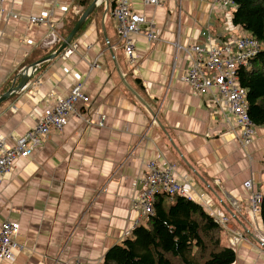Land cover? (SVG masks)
<instances>
[{"label":"crops","instance_id":"obj_1","mask_svg":"<svg viewBox=\"0 0 264 264\" xmlns=\"http://www.w3.org/2000/svg\"><path fill=\"white\" fill-rule=\"evenodd\" d=\"M74 1L0 4V136L13 146L78 80L90 98L77 105L81 119L70 116L62 131H52L31 158L19 159L2 176L0 226L20 224L23 250L0 264H103L110 248L147 225L132 206L146 161L172 164L187 197L215 219H228L232 231L224 230L223 243L234 247L236 264H264L262 220L251 218L243 186L252 181L264 196V127H256L243 149L238 132L210 103L212 95L195 94L184 81L189 63L183 54L176 59L173 46L201 44L206 28L218 38L242 35L232 24L233 9L221 14L212 9L215 0H164L159 6L129 0L133 11L154 21L158 38L151 43L132 36L134 72L107 0H96L94 7L103 5L105 12L83 27L86 16L71 41L78 52L69 58L56 55L68 39L46 25H30V17L51 8L57 29L69 12L82 13ZM39 62L26 88L11 95L21 72ZM94 62L98 67L91 70Z\"/></svg>","mask_w":264,"mask_h":264},{"label":"built area","instance_id":"obj_2","mask_svg":"<svg viewBox=\"0 0 264 264\" xmlns=\"http://www.w3.org/2000/svg\"><path fill=\"white\" fill-rule=\"evenodd\" d=\"M5 1L0 0V4ZM107 1L106 6L110 4L113 9L116 28L128 66L135 72L138 68V57L133 38L143 35L148 42L158 41L155 32L156 24L144 15L133 11L129 0H111V3ZM163 1L144 0L145 4L149 6H159ZM233 8V0H215L212 6L213 10L217 9L221 14H229ZM45 12L46 15L44 16L30 17V25H46L55 32L57 25L51 18L53 10L48 8ZM200 39L201 44L191 46H183L180 42L173 44L176 59L179 58L180 54H183L184 59L189 63L184 81L195 94L207 93L212 95L210 103L216 104L220 108L223 122L232 132H238L239 143L243 149H246L253 141L256 126L249 117L247 91L240 86L238 73L239 70L247 68L251 60L259 54L262 48L261 44L243 32L240 36L218 38L215 37L210 28H206L200 33ZM77 52V45L70 43L63 51L62 57L69 58ZM89 67L94 70L98 66L94 62L89 63ZM36 68V65L30 66L23 70L20 76L29 80ZM25 88L13 90L12 94H16ZM84 88L85 82L78 80L70 94L40 118L35 128L18 137L13 146H10L5 138L0 136V181L2 176L12 172L14 164L19 159H29L38 148L43 147L52 131H62L70 116L82 118L77 105L81 102L84 105L90 103V98L84 93ZM214 93L219 95L221 99H218ZM249 159L251 160L250 156ZM144 166L146 171L144 176L140 178L142 191L132 202V206L145 219H148L153 214V204L158 195L187 197V191L180 185L172 164L162 165L154 161H146ZM243 186L248 191L251 218L253 220L258 219L263 196L254 190L252 181H246ZM187 198L192 199V197ZM216 221L224 230L232 231L229 228L227 218L217 217ZM20 229L19 223L9 220L1 224L0 262L13 261L16 254L23 250V246L19 242ZM132 230H128L126 234L129 235ZM236 241L238 240H233V245Z\"/></svg>","mask_w":264,"mask_h":264},{"label":"trees","instance_id":"obj_3","mask_svg":"<svg viewBox=\"0 0 264 264\" xmlns=\"http://www.w3.org/2000/svg\"><path fill=\"white\" fill-rule=\"evenodd\" d=\"M95 2L75 0L73 7L82 6L83 11L69 12L56 29L58 35L69 39L88 10L91 12L83 27L94 15L103 14L104 6L95 8ZM233 3V26L258 40L262 47L249 66L239 70L238 77L240 86L247 91L251 121L256 127H264V0ZM40 65L36 64L34 72ZM260 217L264 231V196ZM223 234L222 226L194 200L161 194L154 201L147 225L136 227L124 242L110 248L103 264H236L237 253L223 243Z\"/></svg>","mask_w":264,"mask_h":264},{"label":"water","instance_id":"obj_4","mask_svg":"<svg viewBox=\"0 0 264 264\" xmlns=\"http://www.w3.org/2000/svg\"><path fill=\"white\" fill-rule=\"evenodd\" d=\"M98 1H99V0H98ZM98 1H97V2H98ZM89 13H90V11H88L87 13H85V14L82 16V18L80 19V21H79V22L77 23V25L75 26L73 32L71 33V35H70V37H69L67 43L64 44V45L60 48V50L58 51V53H57L56 55H60L61 53H63V51H64V50L67 48V46L71 43L72 39H73V38L77 35V33L80 31V29H81V27H82V24H83V22L85 21L86 16H87ZM20 78H21V80H20V84H19V86L16 87V88H13V89L11 90V92H10L11 95H13V94H12V91H13V90H21L22 88L26 87L27 84H28V82H29V80H30V79L28 80V79H25V78H22V77H20Z\"/></svg>","mask_w":264,"mask_h":264},{"label":"rangeland","instance_id":"obj_5","mask_svg":"<svg viewBox=\"0 0 264 264\" xmlns=\"http://www.w3.org/2000/svg\"><path fill=\"white\" fill-rule=\"evenodd\" d=\"M243 33H245V32H243ZM234 34H236V35H240L239 33L237 34L236 32H235ZM225 243H226V242H225Z\"/></svg>","mask_w":264,"mask_h":264}]
</instances>
